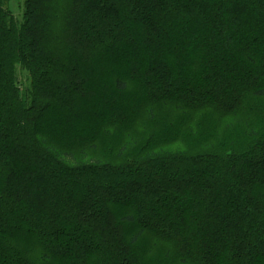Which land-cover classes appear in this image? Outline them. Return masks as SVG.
Masks as SVG:
<instances>
[{"label":"trees","instance_id":"16d2710c","mask_svg":"<svg viewBox=\"0 0 264 264\" xmlns=\"http://www.w3.org/2000/svg\"><path fill=\"white\" fill-rule=\"evenodd\" d=\"M0 264H264V0H0Z\"/></svg>","mask_w":264,"mask_h":264},{"label":"rangeland","instance_id":"374dc122","mask_svg":"<svg viewBox=\"0 0 264 264\" xmlns=\"http://www.w3.org/2000/svg\"><path fill=\"white\" fill-rule=\"evenodd\" d=\"M19 5H20V4H19ZM19 5H18V6H19ZM14 8H15V7H14ZM20 11H21L20 8H19V9H16V8H15V12H16L17 14L20 13ZM181 63H182V62H181ZM115 73H116V71H115ZM117 74H119V71L117 72ZM218 74H225V72L222 70V72H218ZM117 76H119V75H117ZM134 229H135V226H133L132 229H130V230H128V231H129L130 233H132V231H134Z\"/></svg>","mask_w":264,"mask_h":264}]
</instances>
